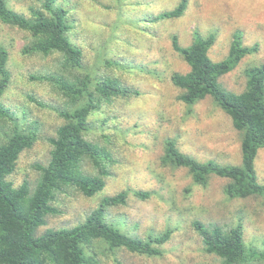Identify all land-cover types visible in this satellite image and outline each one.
Segmentation results:
<instances>
[{
	"label": "rangeland",
	"instance_id": "1",
	"mask_svg": "<svg viewBox=\"0 0 264 264\" xmlns=\"http://www.w3.org/2000/svg\"><path fill=\"white\" fill-rule=\"evenodd\" d=\"M41 0H7L8 6L27 14L31 5ZM181 0H57L72 7L86 37L74 40L85 48L102 30L110 40L112 29L117 42L104 40L107 49L93 44L85 52L88 69L97 66V73L120 79L123 85L139 93L137 97L114 100L102 105L90 117L88 139L103 147L113 160L108 165L110 176L105 189L93 198H85L75 190L57 195L54 206L59 214L48 216L38 234L47 229L71 228L84 221L105 196L123 191L149 194L141 199L129 194L123 206L107 211V222L123 233L138 238L155 236L170 228V240L158 257L109 253L103 250L99 264H217L206 255L192 223L203 225H243L246 243L264 247V200L260 197L229 199L224 194L227 181L210 176L206 186L195 185L187 170L162 167L160 158L164 140L176 141L178 149L199 162L213 160L221 165L240 163V134L210 98L187 107L176 100L179 95L170 81L173 72L187 67L171 47L175 35L182 46L192 41L193 31L201 36H215L209 49L214 62L226 58L234 36L240 48L248 50L236 67L219 79L222 87L234 94L245 88V70L264 63V0H186L187 8L178 19L149 25L137 23L141 18L157 16L174 9ZM70 7V8H71ZM147 28L146 31L139 29ZM79 34V33H78ZM239 39V40H238ZM85 40V42L83 41ZM25 34L0 22V49L8 54L10 82L1 102L10 110L27 111L28 120L38 122V137L24 151L10 180L15 187L23 181L33 186L37 178L34 166L48 161V139L60 124L55 111L40 107L31 98L46 106L60 103L51 85L32 80L54 68L53 58L24 57L20 51ZM104 50V53L101 54ZM103 58L121 66L104 67ZM19 110V111H18ZM255 168L259 183H264V149L258 151ZM88 172L94 169L88 165Z\"/></svg>",
	"mask_w": 264,
	"mask_h": 264
},
{
	"label": "trees",
	"instance_id": "2",
	"mask_svg": "<svg viewBox=\"0 0 264 264\" xmlns=\"http://www.w3.org/2000/svg\"><path fill=\"white\" fill-rule=\"evenodd\" d=\"M69 4L41 0L29 6L24 14L12 10L7 0H0V22L25 34L21 55L54 59L52 71L31 79L51 85L60 101L46 106L31 98L36 105L55 111L60 124L48 139L47 164L34 166L38 175L33 186L25 180L15 187L10 176L20 155L37 140L39 126L36 120H28L25 109L21 108L17 114V110L12 111L1 102L10 74L8 54L0 49V264H99L98 257L103 250L113 255L125 251L153 258L162 254L161 248L174 233L168 228L158 235L138 238L109 224L108 209L125 205L130 193L141 199L149 196L142 191H123L103 197L83 222L68 229H47L38 234L48 216L60 213L54 206L59 193L72 189L85 198H93L105 189V180L110 176L108 165L113 160L103 147L87 138L90 117L102 105L139 95L125 87L120 79L99 75L97 66L88 69L86 50L93 44L99 48V42L100 48L107 49L104 40L109 38L101 30L87 49L77 44L76 35L87 37L89 34ZM186 8L187 1L181 0L174 9L141 18L137 23L147 26L178 19ZM118 37L125 38L124 34L116 36L112 29L109 41ZM236 38L233 37L226 58L214 62L209 57L215 41L213 34L203 37L193 31L187 46H182L175 35L171 36L172 50L187 69L173 72L170 81L179 92L177 101L193 107L208 97L229 117L233 129L240 134V163L199 162L182 153L174 139L167 138L160 164L187 170L192 182L203 187L210 176L226 180L223 192L229 199L260 197L264 200V183L258 182L255 168L258 151L264 149V63L245 70V88L239 94L226 91L219 83L248 54ZM100 61L104 67L121 66L106 58ZM88 165L94 172H88ZM192 228L203 252L217 264H264V247L246 243L240 221L234 226H205L195 221Z\"/></svg>",
	"mask_w": 264,
	"mask_h": 264
}]
</instances>
